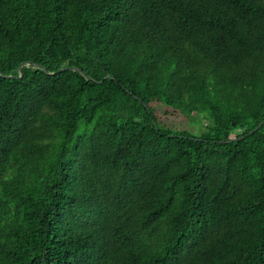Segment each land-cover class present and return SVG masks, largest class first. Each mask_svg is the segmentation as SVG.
<instances>
[{"label":"trees","instance_id":"obj_1","mask_svg":"<svg viewBox=\"0 0 264 264\" xmlns=\"http://www.w3.org/2000/svg\"><path fill=\"white\" fill-rule=\"evenodd\" d=\"M0 264H264V0H0Z\"/></svg>","mask_w":264,"mask_h":264},{"label":"rangeland","instance_id":"obj_2","mask_svg":"<svg viewBox=\"0 0 264 264\" xmlns=\"http://www.w3.org/2000/svg\"><path fill=\"white\" fill-rule=\"evenodd\" d=\"M152 108L159 125L173 131L201 136L214 124L211 110L181 112L164 101L153 102Z\"/></svg>","mask_w":264,"mask_h":264},{"label":"water","instance_id":"obj_3","mask_svg":"<svg viewBox=\"0 0 264 264\" xmlns=\"http://www.w3.org/2000/svg\"><path fill=\"white\" fill-rule=\"evenodd\" d=\"M27 64H30L29 62L27 63V62H24V63H22L21 65H20V67H19V70H20V75H19V77H22L23 76V71H22V69H23V66H25V65H27ZM68 68H70V69H72V70H75V71H79V72H82L81 71V69L80 68H78V67H74V66H71V67H68ZM66 68L65 67H63V68H61L59 71H63V70H65ZM9 77H12V75H9ZM261 125L262 124H259L256 128H254L250 133H249V135H251V134H253L254 132H256L260 127H261ZM244 136H242L241 138H243Z\"/></svg>","mask_w":264,"mask_h":264}]
</instances>
